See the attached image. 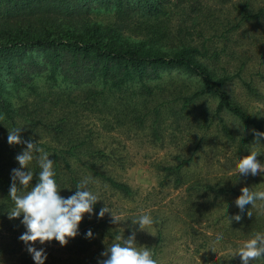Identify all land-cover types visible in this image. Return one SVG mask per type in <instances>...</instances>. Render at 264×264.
<instances>
[{
	"label": "rangeland",
	"instance_id": "obj_1",
	"mask_svg": "<svg viewBox=\"0 0 264 264\" xmlns=\"http://www.w3.org/2000/svg\"><path fill=\"white\" fill-rule=\"evenodd\" d=\"M195 1L201 12L193 25L192 21L186 22L187 25H192L187 26L190 27L191 37L182 40L200 43L202 39H210L206 41L207 45H214V48L220 50V58L215 64L217 69L224 68L232 72L243 61L245 66L241 72V80L249 81L257 94L246 91L237 78L226 84L224 89L231 100L248 114L264 119V19L257 24L243 25L230 31L227 39L220 36L229 27L223 24L238 14L241 3L264 8V0ZM93 18L100 21L111 19L103 11L96 12ZM171 20L173 24V18ZM136 37L141 38V34ZM178 41L180 38L175 37L173 43ZM163 48L165 49L164 45ZM161 77L154 83L170 90L189 93L198 84L194 77L174 72H164ZM35 85L41 90L53 92L62 87L60 85L57 89H50L43 77L37 78ZM85 89L84 85L71 86L68 89L70 96H60L57 105L48 110L50 113H46L43 120L45 123L52 122L57 113L67 112L71 117V126L80 132L88 130L87 135L93 147L111 153H108L110 157L107 158L83 156L67 160L76 169L78 182L85 177L91 178L89 188L101 199L94 208V213L106 206L120 216L121 222L112 224L109 214H105L102 219H97L95 214L91 217L84 214L79 224V234L69 239L67 245L61 246L55 240L43 245L36 242L33 245L37 250H45L44 264H98L99 260L104 259L100 254L115 242L117 235L123 234L127 238L131 234L130 229L138 228V225L132 224V218L143 214H149L155 223L148 229L149 233L137 231L136 241L138 246L151 249L158 264H241L240 258L231 257V254L256 232H264V201L258 200L255 207L247 205L245 212L240 213L234 204L238 196L203 193L197 185L209 183L238 192L242 187H249L254 191L263 189L264 174L247 177L237 175L234 156L239 158L256 150L262 154L257 159L264 163V138H260L261 145H254V137H249L250 127L241 124L244 130L242 134L236 127L239 121L234 116L227 112L215 114V99L210 96L199 97L184 110L177 103L164 109L156 125V138L151 131V114L145 116L140 126L131 123L129 117L132 115L123 114L124 111L111 99L108 102L114 108L106 113L71 104L73 97ZM66 91L62 90L63 93ZM146 100L150 101L151 98ZM138 105L135 104V107ZM221 123L230 129L232 139L221 130ZM40 126L38 124L33 128L22 123V131L26 137L23 140L48 142L49 137ZM11 146L14 156L6 164V173L11 168H19L15 156L25 147L24 144ZM176 155L189 160L179 174L165 175L161 167L175 164ZM87 163H92L98 171L128 184L133 194L124 197L111 189L85 168ZM61 167L65 174L62 176L64 181L68 171L63 168L62 163ZM175 176H179L180 180L175 181ZM74 192L71 185L65 183L60 195L67 198ZM6 205L1 209L3 216L0 217V264H34L26 246L19 240V236L25 231L20 223L22 217L9 220L7 211L13 204ZM224 205H227L225 214ZM248 210L252 212L251 217L246 215ZM234 214H240L242 219L229 223L227 218ZM88 229L93 233L92 238H85ZM218 236L221 239L217 240ZM251 264H264V261H252Z\"/></svg>",
	"mask_w": 264,
	"mask_h": 264
},
{
	"label": "trees",
	"instance_id": "obj_2",
	"mask_svg": "<svg viewBox=\"0 0 264 264\" xmlns=\"http://www.w3.org/2000/svg\"><path fill=\"white\" fill-rule=\"evenodd\" d=\"M101 11L111 19L93 18ZM199 12L201 8L195 0H0V217L1 209L13 204L8 196L12 168L5 171L14 156L13 146L7 142L8 129L21 127L22 123L33 128L41 124L49 141L38 144L50 153L60 188L69 183L75 191L79 183L68 158L110 157V152L93 147L88 130L80 132L71 126L69 113H57L52 122L43 120L60 96H70L71 86H86L70 101L84 109L106 113L114 108L108 102L111 99L123 114L132 115L131 123L140 126L145 116L151 114V131L156 138V125L164 109L177 103L184 110L201 96L215 99V114L227 112L249 126L250 138L253 129L264 130V119L248 114L224 89L233 79L241 80L245 63L240 61L232 72L217 69L220 50L207 45L210 39L201 38L200 43L182 40L190 39L187 26L195 23ZM261 19H264L263 7L243 2L238 14L223 24L229 27L220 36L227 39L230 31L257 24ZM187 21H192V25H187ZM139 34L141 38L136 37ZM175 37L180 41L173 43ZM164 72L192 76L198 84L189 93L165 89L154 83ZM41 77L50 89L62 87L56 92L41 90L35 85V80ZM241 84L250 94H257L249 81L241 80ZM64 89L66 93L62 92ZM148 97L150 101L146 100ZM220 127L227 137L233 138L224 123ZM21 137L26 138L23 131ZM188 160L176 155L175 164L161 168L165 175H177ZM60 162L68 171L64 181ZM28 167L33 171L30 184L34 186L39 171L36 160ZM85 168L122 196L133 194L128 184L98 171L92 163L85 164ZM174 179L179 181L180 177ZM197 186L203 193L216 196L241 194L226 186L209 183Z\"/></svg>",
	"mask_w": 264,
	"mask_h": 264
},
{
	"label": "clouds",
	"instance_id": "obj_3",
	"mask_svg": "<svg viewBox=\"0 0 264 264\" xmlns=\"http://www.w3.org/2000/svg\"><path fill=\"white\" fill-rule=\"evenodd\" d=\"M236 127L243 134L241 122ZM23 127L8 129L7 142L9 145L24 144L22 152L15 156L19 168L11 171V184L8 196L13 202V207L7 211L9 220L20 219L25 231L19 236V240L26 246L34 264H44L46 252L43 248L37 250L33 245L36 242L43 245L45 242L57 241L65 246L68 240L79 234V224L84 214L90 217L95 214L97 219H102L109 214L112 224L121 222L120 216L114 214L109 207L102 206L98 213H94L95 205L101 200L98 194L90 190L91 178L85 177L75 185L74 194L65 198L60 195L61 188L55 180L54 161L49 159L50 153L37 142L23 140L21 137ZM254 145H261L260 138H264V132L252 130ZM240 139V137H238ZM262 155L253 150L248 155L235 157L236 174L247 177L264 174V163L257 157ZM36 160L39 171L34 186L30 184L33 180V171L29 170V164ZM27 169V171H24ZM240 195L235 198L234 204L245 212V206H256V202L264 201V190L254 191L249 187H242ZM224 214L227 205H224ZM248 217L252 212H246ZM229 223L242 219L240 214H234L227 218ZM155 221L149 214L138 215L132 218V224L138 228H132L131 234L125 238L123 234L115 237V242L107 246L100 255L104 257L98 264H158L153 258V252L147 246L137 244V231H146L154 225ZM149 233V232H148ZM93 233L88 229L85 238H92ZM221 237H217V240ZM238 256L241 264H251L252 261H264V232H256L250 239L245 241L241 247L236 249L231 257Z\"/></svg>",
	"mask_w": 264,
	"mask_h": 264
}]
</instances>
